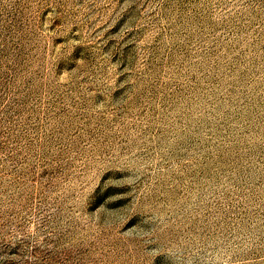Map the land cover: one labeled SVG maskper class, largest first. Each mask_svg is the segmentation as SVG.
<instances>
[{
    "label": "rangeland",
    "instance_id": "rangeland-1",
    "mask_svg": "<svg viewBox=\"0 0 264 264\" xmlns=\"http://www.w3.org/2000/svg\"><path fill=\"white\" fill-rule=\"evenodd\" d=\"M0 264H264V0H0Z\"/></svg>",
    "mask_w": 264,
    "mask_h": 264
}]
</instances>
